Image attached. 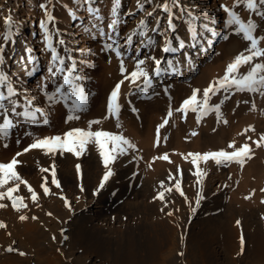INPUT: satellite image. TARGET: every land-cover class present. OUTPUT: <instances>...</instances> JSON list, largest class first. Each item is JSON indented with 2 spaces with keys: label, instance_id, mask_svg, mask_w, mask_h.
Instances as JSON below:
<instances>
[{
  "label": "rangeland",
  "instance_id": "obj_1",
  "mask_svg": "<svg viewBox=\"0 0 264 264\" xmlns=\"http://www.w3.org/2000/svg\"><path fill=\"white\" fill-rule=\"evenodd\" d=\"M24 1L0 0V34L6 30L5 18L10 17L12 36H14L5 44L3 57L5 58L6 51L11 46L9 58L15 61L22 55L15 44L19 43L21 48L27 46L22 42L26 38L18 41L15 37L30 34L25 21L17 32L13 33L18 19L17 15ZM212 1L216 8L214 14L218 15V18L213 21L214 27L220 28L217 30L219 36L217 35L215 41L216 48L206 53L205 57H200L201 53L198 52L196 58L192 60V65L182 68L184 72L180 76L172 74L167 77L163 74L157 79L152 77L151 87L143 94L136 87L142 84V78L135 84L130 79L125 80L121 85L118 100L121 106L119 114L121 126L117 127V119L110 116L107 111V102L112 89L117 82L123 79V76L120 73V62L115 53L101 51L107 35L102 36L100 29L102 28L105 34L112 33L123 44L126 34L135 29L139 23L133 22L135 17L140 15V20L147 19L149 26L152 22L155 25V14L153 17L144 15L145 9L151 4L146 3L144 10H138L137 0H121L119 7L121 23L118 26V34L108 27L112 19L113 0H92L91 5L85 0H52L48 4V8L55 17L54 24H50L49 27L50 29L55 27L60 33L53 38L54 46L57 47L60 55L71 56L75 59L77 70L80 58L86 57L90 62L93 61L88 64L87 68L93 69L98 79L95 90L89 95L86 94L87 101L84 110L75 113L79 119H72L66 123L69 111L65 103L48 101L41 91V88L44 91H53L56 86L52 83L48 72L51 67V53L45 49L40 30V21L45 16L40 5L46 0H30L31 10L28 15L34 17L35 33L29 36H33L32 40L37 45L35 61L39 66L34 73L24 75L23 84L27 90L24 91L25 96L20 100L24 101V108L21 111L17 109V112L24 111L27 100L35 97L31 107L43 109L47 115L37 112L33 119L9 113L15 127L11 130L9 137L0 140V162L8 163L16 157V153H23V149L32 143L35 137L63 136L65 132L73 128L87 130L88 122L91 120L100 121L99 124L92 125L93 132L103 130L123 134L136 145L135 150L130 149L126 155H118L115 162L111 163L110 166L115 175L106 182L97 195L93 193L107 169L101 157L100 148L94 141L87 144L80 155L62 153L69 157L68 162L63 163V170L67 174L71 171V177L64 178L65 174L59 171L60 152L46 154L41 149H31L16 157L19 161L16 171L22 180L27 181V185L12 180L0 190L7 191L8 187L16 184L26 190L25 198L22 194L18 195L23 198L22 202L26 207L13 208L11 200L4 198L6 205L11 209V219L19 220L21 216H25L27 219L35 217L36 221H39L40 232L50 239L47 242V248L55 264H123L121 258L115 257L117 254L115 243L119 241V237L121 242L126 243L127 234H135L140 245L152 239L154 242L153 256L156 255L161 243L164 246L168 245L178 256L176 264H251L250 247L244 239L243 245L241 242L239 247L233 248V257L229 256L223 246L222 230L235 224L239 231L241 230L242 236L246 233L245 226L253 224L248 220L251 216L257 220H264V202H262L264 191H261L264 189V142L260 147L254 143L260 140L261 135H264V95H261L264 88L258 92H239L233 87L228 92L221 89L215 95L210 94L209 105L223 101L222 116L219 120L214 110L202 115L199 122L197 112L189 110L185 114L175 111L185 99L192 95L194 89L199 90L197 101H202L204 89L224 76L227 65L237 55L242 52L245 55L250 54L247 51L250 42L244 39L242 33L234 32L236 26L224 28L223 22L227 13L221 5H226L228 8H233L235 5L234 11L242 20L247 22L251 18L256 23L257 29L254 34L257 37H264V16L257 15L255 11L247 9L244 3H237V0H205L204 6ZM89 6L99 9V12L95 15L89 13ZM73 11L78 15L75 19L76 23L73 24L74 28L71 32L60 31V26L70 21ZM129 11L133 15H127ZM258 11L264 12V5H259ZM179 12L176 10L177 15ZM165 23L166 15L164 14L161 27ZM90 32H94L96 37L87 48L92 51H87L86 54L81 51L73 52L69 42L63 39L67 36L66 38L72 41L76 33L81 39H85ZM155 35L153 37L157 43L163 35L160 33H155ZM225 35L228 39L223 38ZM140 38L139 36L134 37L130 49L133 55H135V49L140 46V41L144 39ZM61 39L64 40L62 45L58 43ZM108 42L111 43V41ZM179 42L180 39L177 38L172 41V45L175 46ZM0 43H4L2 37H0ZM258 46L264 48V40H261ZM165 53L167 55L163 57H169L172 54L171 52ZM140 54L141 58L148 55H154L157 59L160 57L155 45L152 48L141 47ZM4 60L0 63V68L7 71L5 67L8 65H4ZM68 63L69 61L66 60L65 64ZM124 63L127 69L124 75H127L134 69L135 63L131 57L126 58ZM182 63L183 61L179 65ZM256 63H264V56L256 57L248 64L241 65L238 75H245ZM153 64L151 60L146 62L150 75ZM88 72L85 69L78 73L89 77ZM87 81L88 79H84L78 83L86 89ZM166 88L167 92H165ZM225 96L229 98L225 100ZM71 103L72 101L69 100L68 104ZM3 106L9 109L8 102H4ZM133 107L137 110L136 112L132 111ZM170 108L172 116L169 117ZM2 118L0 114V119ZM165 118L168 119V123L160 129L159 142H157V127L164 122ZM45 119L49 121L48 124L43 123ZM25 133L33 135L29 136ZM17 140L20 142L17 143ZM245 143L251 148V158H246L243 167L235 161L218 165L211 159L201 160L198 162L199 167L207 175L203 177L202 183L197 182L194 174L196 166L193 165L189 153L203 154L221 150L232 152ZM5 144L7 147L4 146ZM165 153L168 154V160L160 158ZM86 156L94 158V163L88 166L84 162ZM69 163L71 165L68 167ZM158 163H160L159 170L157 169ZM53 164L56 179L60 184L59 188L52 184ZM77 165L80 166L79 172ZM41 169H48V171L44 172ZM177 179L181 182L183 196L174 188ZM161 181L164 182V187H161ZM45 182L50 189L48 195L44 194L41 187ZM28 185H31L37 194L35 200L32 199ZM166 188H171L172 191H165ZM160 192L164 193V200L157 198ZM198 192H201L204 198L197 207ZM64 197L70 202V208L66 206ZM89 199L93 206L83 210V203ZM94 205L105 207L100 216H96L97 213L94 214L96 208ZM193 207L196 208L195 212L191 211ZM55 210L59 212L63 210L64 213L58 214ZM169 212L172 215H168ZM45 216L52 218L50 221L41 219ZM0 221L4 222L1 218ZM161 221L166 222L167 228V231L163 233V239H160L159 234L153 231L149 233L154 223ZM66 223H70L67 228H65ZM171 227L176 230L177 241H174L176 236H172L170 232ZM4 228L6 240L9 239L5 245L9 247L12 245L10 242L12 243L13 236L6 229V225ZM172 244H175V247ZM14 249L16 251L13 252L20 259L19 264H44L32 249L23 245L16 246ZM21 252L24 254L21 255ZM140 254L142 253H135L136 257Z\"/></svg>",
  "mask_w": 264,
  "mask_h": 264
},
{
  "label": "snow or ice",
  "instance_id": "obj_2",
  "mask_svg": "<svg viewBox=\"0 0 264 264\" xmlns=\"http://www.w3.org/2000/svg\"><path fill=\"white\" fill-rule=\"evenodd\" d=\"M52 0H46L45 3H42L40 7L44 10L45 16L44 19L40 21V30L43 36V42L45 49L51 53L50 64L48 72L50 73V79L53 84H55V88L53 91H44L41 88V91L44 93L46 99L53 103L64 102L66 107H68L69 115L66 117V123L72 119H79L78 115L75 113L84 110L87 95L85 93V89L82 84L78 83V81L84 79H90V77H86L83 75L77 74V63L74 58L71 56H62L60 55L57 47L54 46L53 38L54 36L60 35L59 30L55 27H49L50 24H54L55 17L52 14V11L48 8V4H50ZM86 3L91 5L92 0H85ZM154 4L152 11L147 12L148 17H153L157 10H159L162 14L166 15V23L164 24L163 28L161 27V22L164 19V16H155V26L150 27L148 24L147 19H141L135 29L131 32L127 33L124 38V43L122 44L118 38H115L112 33L105 34L104 30L100 29V34L102 36L107 35V40L103 42V46L101 51L104 52H114L116 57L120 62V73L123 76V79L117 82L115 87L112 89L107 102V111L110 116H114L117 119V127H120L119 124V114H120V104L119 94L121 85L124 83L125 80H131L133 84L137 80L142 78V84L136 85L137 90L140 93H145L146 90L151 87L152 85V76L159 75L161 69L160 64L161 60L157 59L154 55H148L141 58L140 48H152L156 41L154 37L149 35V32H156L160 33L165 37L164 44L162 46L163 52H175L176 48L172 45V40L169 38L168 33L171 30H174L176 25L174 20L180 18L177 17L176 10H179L181 13L186 15V23L188 26V31L191 34L193 40H195L199 35L202 33L198 32L197 28V17L195 14L191 12L190 9H186L181 5V0H163V2H159V0H137V9L144 10L145 4ZM237 3H244L247 9L251 11H255L257 15L264 16V12L258 11L259 5H264V0H259V4H257V0H237ZM121 4V0H113V7H112V19L108 25L113 32L118 34V26L121 23L120 15H119V7ZM235 7V5H234ZM233 8H228L226 5H221V8L224 12L227 13V17L224 20V28L228 29L229 27L235 25L234 32L236 34H243V37L246 41L250 42V46L247 51L250 53L249 55H245L243 52L240 53L235 57V59L227 65V69L225 74L220 79L214 81L213 83L209 84L208 88L204 89L203 91V100L197 101V93L199 92L198 89H194L192 95L185 99L181 106L175 109L176 112H184L185 114L187 111L191 110L197 112V121L199 122L202 115H206L211 111H215L217 115V119L219 120L222 116L221 113V101L219 104L209 105L208 101L210 99V94L215 95L221 89L225 92H228L229 89L235 88L236 91L243 92H258L262 88H264V63H256L245 75H238V70L241 65L248 64L254 58L264 56V48H260L259 42L264 40V37H257L254 33L257 29L256 23L249 18L247 22L241 19L239 14L234 11ZM88 12L91 14H97L99 9L93 8L89 6ZM127 15H133L131 11L127 13ZM207 9H202L200 12V17H208ZM5 23V32L0 34V37L3 38L4 43H0V63H3V53L5 50V44L9 41L12 37V21L10 17H6L4 20ZM208 24L200 25L202 29H208ZM139 36L143 37L140 41V46L135 49V55L132 54L130 49L133 45L134 37ZM95 38V37H93ZM224 39H228V36L225 35ZM108 41H111L109 43ZM59 44H64V40H59ZM180 47H183V41L179 44ZM81 52H84L85 49H80ZM86 51L91 52V49H87ZM131 57V59L135 63L134 69L124 75L127 71L125 67V59ZM69 61L66 65L65 61ZM148 60L153 61L155 64V68L153 69L152 74L150 75L147 67L146 62ZM59 81V83H57ZM66 86L67 90H66ZM17 89L10 80L6 71L0 68V101H7L11 104L10 109H5L2 113L3 118L0 119V140L5 139L11 135V130L15 127V124L12 121L11 115L9 113H16L19 116L23 117H31L35 118L37 112L44 113L45 116L47 115L43 109L32 108V101L35 100V97L28 99L26 102V108L22 112H17L16 110V103L18 101L14 100L13 97L17 95ZM167 92V88L165 89ZM261 95H264V92H261ZM229 97L225 96L224 99L227 100ZM71 100L72 103L69 105L68 101ZM255 107V105H253ZM133 112L137 110L133 107ZM168 116H172V109H169ZM108 118V117H105ZM227 123V121H224ZM44 124H48L49 121L45 119L43 121ZM99 120H91L88 122L89 127L87 130L80 129V128H73L70 129L68 132H65L63 136L56 135V136H45V137H35L33 142L30 143L27 147L23 149V153L29 152L31 149H41L46 154H55L60 152H69L74 153L75 155H80L85 146L91 142H95L100 148V154L103 158L106 171L104 176L102 177L98 188L94 191V195L99 194V191L104 188L106 182L115 175L114 171L111 168V163L115 162L118 155H126L128 151L135 150L136 145L132 143L127 137L123 136V134H116L113 132L97 130L93 132L91 130L92 125L99 124ZM168 123V119L165 118L164 122L157 127V142H159V131ZM247 131V129H246ZM195 135L196 133H192ZM25 135H33L32 133H25ZM166 139V138H165ZM20 141L17 140V143ZM264 142V135H261L259 141H255L257 147L261 146V143ZM7 147V144L4 145ZM232 147V145H229ZM23 153L18 152L16 153V157L21 156ZM251 148L250 146L245 143L241 147L235 149L232 152H226L224 150L218 152H205L201 153H189L188 155L192 157V163L196 166V172L194 173L197 178L198 183H202L203 177L207 175V173L199 167V161H207L209 159L214 160L216 164H223L227 162L235 161L243 167L246 158H251ZM13 157L12 160L8 163L0 162V188L6 185L9 181L15 180L20 181V183H24L27 185V181L22 180L19 173L16 171V166L19 164V161ZM136 159V157H133ZM161 159L168 160V154L165 153ZM187 159V157H185ZM155 159V158H154ZM151 166V165H149ZM80 166L77 165V171L79 172ZM41 171L47 172L48 169H41ZM52 184H54L57 188L60 187L59 181L56 179L55 173V165H52ZM135 176V173H133ZM46 180V178H45ZM44 194L48 195L50 192L47 183L41 185ZM161 187H164V182L161 181ZM19 188V184H16L14 187H8L7 191H0V200L7 197L12 202V207L19 209L20 207H26L23 204V198L19 196H14L13 193L17 191ZM174 188L176 191L180 192L183 196L184 193L181 189V182L180 180H176L174 184ZM28 190L32 193V199L35 200L37 198L36 192L32 189L31 185H28ZM83 191V188H81ZM165 191H172L171 188H166ZM261 191H264L262 189ZM160 200H164V193H158V197ZM204 197L202 196L201 192L197 193L196 197V205L199 206L200 201ZM65 204L67 207H71L70 202L67 201V198L64 197ZM187 199V198H186ZM264 202V201H262ZM6 207L5 204L0 203V208ZM163 211V209H161ZM192 212L196 211V208L193 207L191 209ZM50 215V214H49ZM168 215H172L171 212ZM35 219V217H33ZM21 220L27 219L25 216L20 217ZM239 224V221H237ZM5 227L4 223L0 221V228ZM55 239V237H53ZM241 242L243 245V238H241ZM6 251L13 252L16 251L13 247L9 246ZM21 255L24 253L21 252Z\"/></svg>",
  "mask_w": 264,
  "mask_h": 264
},
{
  "label": "bare ground",
  "instance_id": "obj_3",
  "mask_svg": "<svg viewBox=\"0 0 264 264\" xmlns=\"http://www.w3.org/2000/svg\"><path fill=\"white\" fill-rule=\"evenodd\" d=\"M128 1V0H127ZM205 0H181V5L186 8L190 9L193 14H195L199 19L197 20V28L198 32L202 33L199 35L195 40L192 39L190 32L188 31V26L186 23V16L183 13L179 12L178 17H180V20L176 19L174 21L176 27L174 30H171L168 33L169 38L173 41L177 38L180 39V42L183 41L184 46L180 47L179 43H177L173 47L176 48L175 52H171L172 54L169 57H163L167 55L165 52L161 50L165 37L163 36L156 44L155 48L157 49V53L159 54V59L161 60L160 64V73L159 75H153L152 77L157 79L163 76V74H166L167 77L171 76L172 74L180 76L182 74L183 69L182 68H188L190 65H192V60L196 58L198 52H200V57H205L206 53L212 52L215 48V41L217 39L218 32L217 30H220V28L214 27V22L218 15L216 16L215 12V3L212 1L207 6H204ZM159 2H163V0H159ZM154 7V4H151L150 7L146 8V12H144V15H147V12L152 11V8ZM202 9H207L208 17H200V12ZM31 10V2L30 0H25L24 3H22V6L19 10L18 19L14 25L13 33L17 32V30L21 27L23 21L26 22V28L29 30L30 34L35 33V25H34V17L33 15H28L29 11ZM162 14L159 10L156 11L155 16H161ZM77 13L75 11L71 14V19L66 23L65 25L60 26V31L64 32H71V30L74 28L73 24L76 23ZM142 16V15H141ZM140 15L135 17L134 21L135 23H138L140 21ZM208 24V29H202L200 28V25L202 24ZM155 26L152 22L150 27ZM164 25H162L163 28ZM156 32H149L150 36H156ZM30 34L22 35L20 37H15L18 41L24 42L26 47L19 46V43L15 44V47L17 46V50L22 52L21 57L15 61L12 60V58H9L10 52H11V46L7 49V53L4 60V65H8V67H5L7 69V74L16 87L17 95L13 97L14 100L18 101L16 103L15 107L16 110L19 109V111L24 108V101H20L21 98L25 96L24 91H26V86L23 84V78L24 75H29V73H34L38 69L37 61H35V52L38 50L36 48V43L33 42V36H29ZM76 36L72 39V41L67 39L65 36L63 39L65 41L69 42L70 48L72 47V51H78L80 52V49H85L83 54H86V50L88 48V45H91L93 41V37H96V34L94 32H90L85 39H81L80 36L76 33ZM219 36V35H218ZM14 37V36H12ZM23 38V39H21ZM142 38V37H141ZM140 38V39H141ZM15 40V41H17ZM41 45V44H40ZM68 49V47H67ZM31 50V52H30ZM40 51V50H39ZM69 51V50H68ZM29 52V53H27ZM88 54V53H87ZM200 59V58H199ZM93 60V59H92ZM183 63L179 65L180 62ZM93 62V61H91ZM86 57L80 58V64L78 65L77 74H79V71H83L87 69L90 74V79L87 81V87L85 89L86 94H90L92 91L95 90L96 84L98 82V79L95 75V72L93 69H89L88 64L91 63ZM171 63V64H169ZM168 64V65H166ZM164 65V66H162ZM165 67V68H163ZM155 68V64L151 66V74L153 72V69ZM4 70V69H3ZM31 93V92H30ZM143 96V95H142ZM140 97V96H139ZM4 102L7 101H0V114L2 116L3 111L6 109L4 107ZM9 104V103H8ZM7 105V104H6ZM11 104H9V109L11 108ZM54 117V116H52ZM57 124V123H56ZM56 126V125H55ZM58 160H61L58 164L59 171L61 170L66 177H71V171L67 174L63 170V163L68 162L67 159L69 157L65 156L64 154H59ZM89 155V154H88ZM84 162L87 163V165H91V163H94V158L92 159L91 156H86L84 158ZM71 164H68V167ZM157 169L160 168V163L157 164ZM15 185H12L10 187H14ZM1 191V190H0ZM21 195L24 197L27 195L26 190L23 189L21 185H19V188L16 192L13 193L14 196ZM25 198V197H24ZM0 203H3L6 205L5 199L0 200ZM93 206V205H92ZM91 206V199L83 203L82 208L83 210H87L92 207ZM96 207L94 209V214L96 216H100L101 213L104 212L105 207H101L99 205H94ZM11 209L8 205L6 207L0 208V218L3 219V223L7 226L6 229H8L13 236L12 243L10 242L11 247L15 248L16 246H25L27 248L32 249L39 257V260L44 262V264H55L53 257L49 255V249L47 248V242L50 240L45 236L43 233H41L39 221H36V219L29 218L21 220L18 219H11ZM56 211V212H55ZM53 212L61 214L64 213L59 212L55 210ZM54 214L52 213V216ZM94 215V219L96 216ZM52 218V217H51ZM50 217H42L41 219L50 221ZM164 220V219H163ZM249 221L253 222L251 225L245 226V235L243 234L241 236V230L237 228L235 224H231L230 227L226 228V230H222L223 233V246L224 249L227 251L230 257L232 256L233 248L239 247L241 244L240 239L243 238L247 245L250 247V263L251 264H264V220L263 219H256L251 216V219H248ZM247 222V221H246ZM154 227L152 230H149V233L153 231L155 234H159L160 239H163L164 231H167L166 228V222L161 221L160 223H154ZM70 223H66L65 228L69 227ZM254 227V228H253ZM249 228V229H248ZM170 232L172 233V236H176V230L175 228H169ZM5 228H0V264H19L20 259L15 255L14 252H8L6 249L8 248V245H5L8 243L9 239L6 240L5 237ZM68 235V233H67ZM156 237V236H155ZM162 237V238H161ZM172 238V237H171ZM174 238V237H173ZM12 240V239H11ZM126 243L124 241L121 242V238L119 237V241L115 243V248L117 254H115V257L121 258V261L123 264H176L177 257L175 251H172V248L160 244L159 248H157L156 255L153 256V246L154 242L152 239L146 240L145 244L140 245L137 241V236L135 234H127L126 236ZM160 241V240H159ZM174 241H177V236L174 238ZM161 242V241H160ZM66 243V242H65ZM170 245V244H169ZM173 245V244H172ZM69 246V245H66ZM175 247V244L173 245ZM252 246V247H251ZM180 247V246H179ZM167 248V249H166ZM178 249V248H177ZM249 249V248H248ZM142 253L139 257H136L135 253ZM183 255V254H182ZM179 259V258H178ZM194 262V261H191ZM179 264V263H178ZM192 264V263H189Z\"/></svg>",
  "mask_w": 264,
  "mask_h": 264
}]
</instances>
